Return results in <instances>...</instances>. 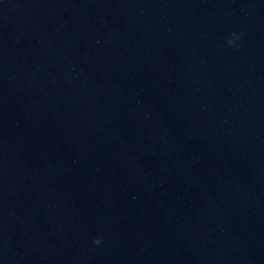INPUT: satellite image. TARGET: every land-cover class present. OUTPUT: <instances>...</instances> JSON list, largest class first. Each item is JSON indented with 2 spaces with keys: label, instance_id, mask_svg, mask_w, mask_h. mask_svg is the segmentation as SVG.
Wrapping results in <instances>:
<instances>
[{
  "label": "water",
  "instance_id": "1",
  "mask_svg": "<svg viewBox=\"0 0 264 264\" xmlns=\"http://www.w3.org/2000/svg\"><path fill=\"white\" fill-rule=\"evenodd\" d=\"M0 264H264V0H0Z\"/></svg>",
  "mask_w": 264,
  "mask_h": 264
},
{
  "label": "clouds",
  "instance_id": "2",
  "mask_svg": "<svg viewBox=\"0 0 264 264\" xmlns=\"http://www.w3.org/2000/svg\"><path fill=\"white\" fill-rule=\"evenodd\" d=\"M239 36V33L233 31L226 39L229 44H232L234 42V39ZM102 237L100 235H97L93 238V243L96 245L101 244Z\"/></svg>",
  "mask_w": 264,
  "mask_h": 264
}]
</instances>
